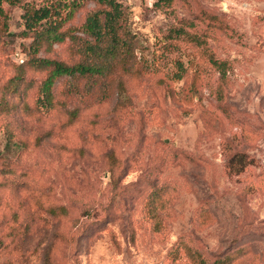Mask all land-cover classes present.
Returning <instances> with one entry per match:
<instances>
[{"label": "rangeland", "instance_id": "374dc122", "mask_svg": "<svg viewBox=\"0 0 264 264\" xmlns=\"http://www.w3.org/2000/svg\"><path fill=\"white\" fill-rule=\"evenodd\" d=\"M24 1L50 0L1 3L0 264H264V0H117L113 59L94 0L35 49ZM38 58L108 71L45 99Z\"/></svg>", "mask_w": 264, "mask_h": 264}, {"label": "trees", "instance_id": "16d2710c", "mask_svg": "<svg viewBox=\"0 0 264 264\" xmlns=\"http://www.w3.org/2000/svg\"><path fill=\"white\" fill-rule=\"evenodd\" d=\"M2 1L16 4L21 0H0V36L7 33V14L1 5ZM80 1L50 0L47 4L44 3L38 6H33L27 1L22 2L20 17L22 18L24 29L21 32L32 31L31 44L34 49L42 40H46L48 43L61 41L63 33L59 31V28L71 17ZM94 2L97 6L85 15L80 28L82 32L89 35L96 42L106 41L103 52H98L97 57L103 59L108 55L113 59L117 53L116 47L123 45V38L117 34L122 15L121 4L117 0H94ZM38 24L41 26L36 28ZM37 62L50 66L49 72L42 80L40 86L45 99L50 96V85L60 75L92 76L108 71L107 64L100 61L86 62L82 60L67 64L58 59L38 58ZM212 62L217 63L216 60H212ZM237 154L234 153L231 158ZM211 264H216V262Z\"/></svg>", "mask_w": 264, "mask_h": 264}]
</instances>
